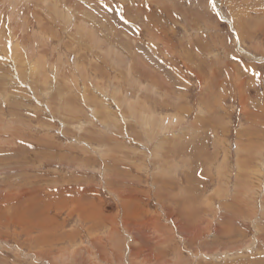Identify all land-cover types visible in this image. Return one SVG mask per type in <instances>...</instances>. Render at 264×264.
<instances>
[{
  "label": "rangeland",
  "instance_id": "rangeland-1",
  "mask_svg": "<svg viewBox=\"0 0 264 264\" xmlns=\"http://www.w3.org/2000/svg\"><path fill=\"white\" fill-rule=\"evenodd\" d=\"M0 264H264V0H0Z\"/></svg>",
  "mask_w": 264,
  "mask_h": 264
},
{
  "label": "bare ground",
  "instance_id": "bare-ground-1",
  "mask_svg": "<svg viewBox=\"0 0 264 264\" xmlns=\"http://www.w3.org/2000/svg\"><path fill=\"white\" fill-rule=\"evenodd\" d=\"M203 125V124H202ZM173 128V127H172ZM197 131V130H196ZM199 131V130H198ZM222 138V137H221ZM231 158V157H230ZM180 179V178H179ZM196 186V185H195ZM197 187V186H196ZM71 190V189H70ZM57 191V190H56ZM46 232V231H45ZM250 261V260H249ZM260 262V261H259Z\"/></svg>",
  "mask_w": 264,
  "mask_h": 264
}]
</instances>
